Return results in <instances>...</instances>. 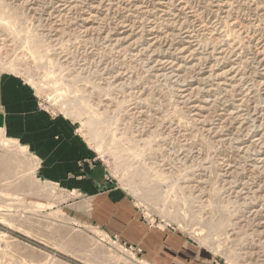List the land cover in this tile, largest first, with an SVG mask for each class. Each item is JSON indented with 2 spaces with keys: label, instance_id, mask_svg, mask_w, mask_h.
I'll use <instances>...</instances> for the list:
<instances>
[{
  "label": "rangeland",
  "instance_id": "obj_1",
  "mask_svg": "<svg viewBox=\"0 0 264 264\" xmlns=\"http://www.w3.org/2000/svg\"><path fill=\"white\" fill-rule=\"evenodd\" d=\"M0 75L68 145L0 264H264V0H0Z\"/></svg>",
  "mask_w": 264,
  "mask_h": 264
},
{
  "label": "crops",
  "instance_id": "obj_2",
  "mask_svg": "<svg viewBox=\"0 0 264 264\" xmlns=\"http://www.w3.org/2000/svg\"><path fill=\"white\" fill-rule=\"evenodd\" d=\"M67 147L53 143L37 126L35 104L29 94L21 92L20 81L0 75V188L4 181L20 180L22 168L26 172L34 168L31 177L45 189L54 179L67 181Z\"/></svg>",
  "mask_w": 264,
  "mask_h": 264
},
{
  "label": "bare ground",
  "instance_id": "obj_3",
  "mask_svg": "<svg viewBox=\"0 0 264 264\" xmlns=\"http://www.w3.org/2000/svg\"><path fill=\"white\" fill-rule=\"evenodd\" d=\"M161 2V1H160ZM147 6V5H146ZM221 7V6H220ZM223 9V8H222ZM84 34V33H83ZM190 35V34H189ZM152 38V37H151ZM185 39V38H184ZM186 40H188V39H186ZM193 40H194V38H193ZM191 41V40H190ZM193 44V43H192ZM177 45V44H176ZM189 46V45H188ZM193 46V45H192ZM198 46V45H197ZM173 47V46H172ZM152 48V47H151ZM197 48V47H196ZM174 49V48H173ZM177 49V48H176ZM192 49V48H191ZM185 50H187V49H185ZM153 51V50H152ZM172 52V51H171ZM188 54V53H187ZM258 58V57H257ZM256 58V59H257ZM163 61V60H162ZM167 61V60H166ZM175 66V65H174ZM146 67V66H145ZM209 68V67H208ZM171 74V73H170ZM175 74V73H174ZM216 75V74H215ZM206 76V75H205ZM204 76V77H205ZM174 78V77H173ZM222 79V78H221ZM218 82V81H217ZM220 82V81H219ZM221 82H223V81H221ZM230 83V82H229ZM227 84V83H226ZM217 85V84H216ZM179 86V85H178ZM203 86V85H202ZM216 87V86H215ZM221 87V86H220ZM232 87V86H231ZM228 88V87H227ZM186 89V88H185ZM206 89V88H205ZM218 89V88H217ZM212 91V90H211ZM213 94H215V93H213ZM221 94V93H220ZM217 96V95H216ZM207 99V98H206ZM216 100V99H215ZM188 102V101H187ZM257 102V101H256ZM209 104V103H208ZM239 106V105H238ZM233 109V108H232ZM232 111V110H231ZM226 114V113H225ZM239 114V113H238ZM243 114V113H242ZM230 115V114H229ZM234 115V114H233ZM259 115V114H258ZM219 119V118H218ZM217 123V122H216ZM221 123V122H220ZM215 126V125H214ZM259 154V153H258ZM257 154V155H258ZM253 155V154H252ZM257 159V158H256ZM253 163H254V161H253ZM258 165V164H257Z\"/></svg>",
  "mask_w": 264,
  "mask_h": 264
}]
</instances>
